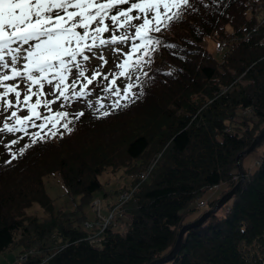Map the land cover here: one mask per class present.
<instances>
[{"label": "trees", "instance_id": "1", "mask_svg": "<svg viewBox=\"0 0 264 264\" xmlns=\"http://www.w3.org/2000/svg\"><path fill=\"white\" fill-rule=\"evenodd\" d=\"M256 8L246 0H190L170 27L161 26V34L154 35L160 45L144 69L148 76L134 71L140 77L133 80L135 98L114 110L107 106L89 120L85 115L77 119L80 111L66 110L63 122L72 132L58 125L63 135L49 132L36 145L30 136L20 137V145L0 158V251L19 244L25 251L20 264H146L165 252L179 225L237 178L235 153L264 125V18L255 17ZM204 35L214 39L216 56L202 44ZM105 83L103 76L94 82L100 90ZM100 90L90 86V93ZM40 111L48 114V109ZM103 111L110 115L101 116ZM131 116L138 125L125 128L122 150H75L85 133ZM256 145L261 150L220 204L225 208L218 212L219 205L185 228L172 257L154 264H264V133L252 148ZM63 147V153L56 150ZM115 164L122 165L126 182L111 192L123 188L129 193L95 232L94 243L89 239L93 229L84 228L73 209L52 208L43 176L57 171L64 191L76 194L81 205L100 187L97 174ZM219 184L217 194L197 204ZM30 200L46 215L26 213Z\"/></svg>", "mask_w": 264, "mask_h": 264}, {"label": "snow or ice", "instance_id": "2", "mask_svg": "<svg viewBox=\"0 0 264 264\" xmlns=\"http://www.w3.org/2000/svg\"><path fill=\"white\" fill-rule=\"evenodd\" d=\"M189 4L190 0H0V134L24 132L30 136L31 145H36L47 140L49 132L52 137L63 135L58 125L71 133L72 128L63 122L69 113L53 112L49 105L57 106L61 100L79 101L94 94L88 91L90 86L95 92L100 90L94 82L99 83L101 71L91 70L87 64L97 55L105 65L109 61L96 50L116 46L117 60L112 63L119 68V77L132 79L134 71L147 77L144 69L152 65L160 45L154 35L161 34V26L170 27ZM129 41L130 48L122 50L120 45ZM103 80V91L115 97L113 110L122 100L136 97L134 82L118 88L115 77L105 75ZM46 84L50 89L47 93L43 91ZM46 95L55 99L43 100V107L48 109V114H43L38 109ZM33 97L35 102L31 103ZM21 103L27 111L23 116L12 110L19 109ZM84 115L79 112L76 118ZM109 115V111L101 112V116ZM30 128L37 131L29 132ZM9 143L15 145L17 141ZM24 150L20 149L21 155ZM15 159L17 156L12 155ZM5 162L10 164L11 160Z\"/></svg>", "mask_w": 264, "mask_h": 264}, {"label": "rangeland", "instance_id": "3", "mask_svg": "<svg viewBox=\"0 0 264 264\" xmlns=\"http://www.w3.org/2000/svg\"><path fill=\"white\" fill-rule=\"evenodd\" d=\"M257 7L253 13L257 19H260L261 17L264 18V3H261V5L255 6ZM202 44L212 52L213 55H217L218 52L214 51V44L215 41L213 38H211L208 35H204L201 39ZM222 45V44H221ZM97 53H102L105 56V59L109 61V64L105 65L103 61L99 60L98 55L93 56L91 60L88 62L87 67L91 70H100L101 76L106 73H110L114 75L115 77L120 78V86L115 87H122V85L126 83H132L135 77L137 76L136 73H134L132 79H128L126 77H119V68L115 67L112 63L113 61L117 60V54L113 51L111 52L109 48H98ZM7 59V58H6ZM69 80H71V74L69 75ZM22 90V89H21ZM2 91V89H0ZM46 93L50 91L49 86L46 84L44 90ZM92 93V92H91ZM14 100V96L11 97ZM53 98V96H43L41 97L42 104L41 107L38 109L40 111L41 109H46L43 107V100L44 99H50ZM36 97H34V100ZM115 97L111 92H105L103 91V88L101 87V93L98 94H89L82 97L79 101H73L69 100L67 102L60 101V103H57V106L60 104H63V107H59L60 109H70V110H78L80 112L85 113V120L91 119V116L94 115L101 105L105 107L108 103L113 102ZM22 101V97H21ZM123 102V100L121 101ZM53 108H55L53 106ZM12 110H18V115H26V106L21 103L19 106V109L13 108ZM90 112H95L91 115H89ZM10 114V113H9ZM136 116H131L129 119L124 120H116L108 123H104L99 125L98 127L94 128L93 130L89 131L88 133H85V135L82 137L81 143H76L78 145L75 150H83L81 149V146L83 148H91L95 147L99 150H122L123 142L127 138L126 134V127L129 126L132 128L138 123L136 122ZM115 122V123H113ZM113 123V124H112ZM3 125V118L0 116V127ZM260 128V127H259ZM259 128L256 130V132L259 130ZM255 132V133H256ZM102 135L104 137L103 139L99 136L97 139L95 138L96 135ZM21 134H24L22 132L15 133V134H0V158H3L7 155L11 154V150L16 148L18 142H20ZM182 138L179 134L175 136V141L177 143H180L182 141ZM12 139H15L17 143L15 145H12L9 143ZM19 140V141H18ZM20 144H18L19 146ZM262 145H256L251 150L245 152L242 156V166L251 167L254 162L255 158L257 157L258 153L261 150ZM66 147L56 149L58 152L63 153ZM57 152V153H58ZM57 153H49L48 155H57ZM47 155V156H48ZM42 165H46V162ZM97 178L100 181V187L96 190H94L91 194L90 198H87L82 202L81 205H77L76 202L78 201L76 194H69L64 191L65 187L64 184L60 178V175L57 171H52L49 173L44 174L43 176V187L45 188L46 192L51 196L52 201V208L56 209L59 207L67 208L68 210H74L75 215L78 216V222L81 223V225L85 228L93 229V236L89 237L91 238V241L94 243H98V237L95 232H97L99 229H101L104 225H106L109 222V219L113 217V215L116 213L117 206L123 201L121 200V193L126 191L123 188H120L119 190H116L115 192H111V188L113 186H116L118 184H121L123 182H126V176L123 172L122 165H116L110 169L109 167H106L105 169L101 170L97 174ZM210 180L212 181L213 178ZM220 188L219 185H213L211 188L207 189L204 192V198L207 199L210 198V196H213L214 194L218 193V190ZM105 191V193H103ZM207 197V198H206ZM125 199V198H124ZM203 201V200H202ZM198 205H204L203 202L200 204L199 201H197ZM201 206L199 209L202 207ZM225 208V205H220L217 208V211L220 212ZM26 213H36L37 215L41 216L42 214L46 215V212L44 213L42 207L39 205V203L36 200H30L28 204L24 207ZM111 211V214H110ZM191 217V216H190ZM106 220H108L106 222ZM106 222V224H105ZM117 225H120L118 222ZM97 227V228H96ZM23 250H21V247L19 244L13 245L10 248L0 251V264H20L21 260L25 257Z\"/></svg>", "mask_w": 264, "mask_h": 264}, {"label": "water", "instance_id": "4", "mask_svg": "<svg viewBox=\"0 0 264 264\" xmlns=\"http://www.w3.org/2000/svg\"><path fill=\"white\" fill-rule=\"evenodd\" d=\"M263 133H264V125L261 126L259 130L251 137V139L249 140L246 146L237 150V152L235 153V165H236V170L238 172V176L232 182V184L229 185L221 193H219V195L215 198V200L210 205H207L206 207L201 209V211L196 216L189 218L187 220H184L177 228L175 237L173 239L172 244L169 246V248L165 252H162L161 254L148 260L146 264H154V263L161 262V261L171 258L176 248L179 245L183 230L191 225L198 224L199 222H201L210 212L214 211L220 204L224 202V200H226V198L230 196V194L238 187L244 175L243 166L241 164V155L245 153L246 151L250 150L252 146L255 144V142L257 141V139Z\"/></svg>", "mask_w": 264, "mask_h": 264}, {"label": "built area", "instance_id": "5", "mask_svg": "<svg viewBox=\"0 0 264 264\" xmlns=\"http://www.w3.org/2000/svg\"><path fill=\"white\" fill-rule=\"evenodd\" d=\"M246 3H247V6H249V7H255V6H257V5H261L260 3H264V0H246ZM221 45V43L220 44H218V46H220ZM126 191H124V192H122L121 194L122 195H125V196H121V200L123 199L124 200V198H126V196L128 195V193H129V189L127 190V189H125ZM199 202H200V204L203 202L201 199H199L198 200ZM110 214H111V211H110ZM108 220H106V222H107ZM106 222H105V224H106Z\"/></svg>", "mask_w": 264, "mask_h": 264}]
</instances>
